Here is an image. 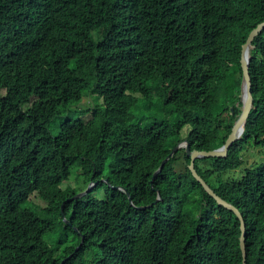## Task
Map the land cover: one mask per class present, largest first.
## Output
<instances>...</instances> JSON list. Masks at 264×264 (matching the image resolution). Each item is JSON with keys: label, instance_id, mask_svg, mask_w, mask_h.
Segmentation results:
<instances>
[{"label": "trees", "instance_id": "obj_1", "mask_svg": "<svg viewBox=\"0 0 264 264\" xmlns=\"http://www.w3.org/2000/svg\"><path fill=\"white\" fill-rule=\"evenodd\" d=\"M263 21L264 0H0V264H243L185 150L153 173L224 144ZM249 54L244 132L194 169L264 264V29Z\"/></svg>", "mask_w": 264, "mask_h": 264}, {"label": "water", "instance_id": "obj_2", "mask_svg": "<svg viewBox=\"0 0 264 264\" xmlns=\"http://www.w3.org/2000/svg\"><path fill=\"white\" fill-rule=\"evenodd\" d=\"M264 29V21L260 24H258L249 34L245 44L242 46L241 50V56H240V66L242 71V80H241V113L238 117V119L235 121L231 128V132L228 135L227 139L225 140L224 144L215 150L212 151H191L189 149L188 142L186 140L182 141L181 143H178L177 146H175L169 155L161 162L158 169L153 173V178L161 171L163 165L180 149H184L186 155L190 158V164L188 166L189 170L191 171V174L193 178L202 186L203 190L211 196L218 205L223 206L224 208L231 210L238 220L240 221V230H241V236H240V249L243 256V264H245V251H244V234H245V226L242 214L239 212L237 208H235L233 205L227 203L220 197H218L208 186L207 184L201 179V177L197 174L196 170L194 169V161L197 159L202 158H212V159H219V158H225L228 154L229 147L237 141L242 133L244 132V127L246 120L248 118V115L252 108V94H251V80L248 73V67H249V50L251 49V42L253 38ZM119 188V187H117ZM122 190V189H121ZM89 191V187L86 190V193ZM86 193H82L77 195L76 198L83 196Z\"/></svg>", "mask_w": 264, "mask_h": 264}, {"label": "clouds", "instance_id": "obj_3", "mask_svg": "<svg viewBox=\"0 0 264 264\" xmlns=\"http://www.w3.org/2000/svg\"><path fill=\"white\" fill-rule=\"evenodd\" d=\"M262 23V22H261ZM5 42L7 43V42H9L7 39H5ZM244 45V44H243ZM27 46H25V47H22V48H20V49H18L17 51L14 49V47H13V45L11 44V46L9 47V50H8V52H9V54H11V56H9V61H7V62H4V64H6V65H4V66H2L1 67V70L5 67V66H8V64L9 63H11L12 64V61L14 60V58H16V57H22L23 56V49L24 48H26ZM251 50V49H250ZM250 50H249V53H250ZM249 58H250V54H249ZM248 69H249V67H248ZM249 73V72H248ZM251 80V79H250ZM240 96H241V86H240ZM80 170V172H82V169L81 168H79ZM101 181H103V182H106V183H108V181L106 180V179H102ZM96 182H90L88 185V187H89V191H90V189L93 187V185L95 184ZM109 184V183H108ZM110 185V184H109ZM118 186H116V188H117ZM119 190H121L122 188L121 187H119L118 188ZM84 191V190H83ZM82 191V192H83ZM88 191V192H89ZM121 191H123V192H125V193H127V191L126 190H124V189H122ZM82 192H79V193H77L75 196H74V199H76V197H77V195H79V194H82ZM87 192V193H88ZM83 193H86V192H83ZM86 193V194H87ZM85 195V194H84ZM78 198H80V197H78ZM157 200H160V197H159V195H158V199ZM243 217V216H242ZM244 251H245V247H244Z\"/></svg>", "mask_w": 264, "mask_h": 264}, {"label": "rangeland", "instance_id": "obj_4", "mask_svg": "<svg viewBox=\"0 0 264 264\" xmlns=\"http://www.w3.org/2000/svg\"><path fill=\"white\" fill-rule=\"evenodd\" d=\"M246 160L249 162V160H251V158L249 159V157L246 156ZM233 175H235V174H233ZM78 184H79V185H78L79 187L82 186V183H78ZM88 186H89V185H87V186L85 187V190H84L83 192H86V190L88 189ZM77 190H79V188H77ZM83 192H82V193H83Z\"/></svg>", "mask_w": 264, "mask_h": 264}]
</instances>
